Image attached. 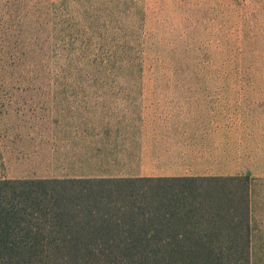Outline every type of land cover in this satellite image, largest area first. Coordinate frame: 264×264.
Returning a JSON list of instances; mask_svg holds the SVG:
<instances>
[{"label": "rangeland", "instance_id": "1", "mask_svg": "<svg viewBox=\"0 0 264 264\" xmlns=\"http://www.w3.org/2000/svg\"><path fill=\"white\" fill-rule=\"evenodd\" d=\"M60 110H222L264 264V0H0V181L46 180Z\"/></svg>", "mask_w": 264, "mask_h": 264}, {"label": "trees", "instance_id": "2", "mask_svg": "<svg viewBox=\"0 0 264 264\" xmlns=\"http://www.w3.org/2000/svg\"><path fill=\"white\" fill-rule=\"evenodd\" d=\"M249 176L0 181V264H251Z\"/></svg>", "mask_w": 264, "mask_h": 264}, {"label": "crops", "instance_id": "3", "mask_svg": "<svg viewBox=\"0 0 264 264\" xmlns=\"http://www.w3.org/2000/svg\"><path fill=\"white\" fill-rule=\"evenodd\" d=\"M60 111L36 136L47 146L37 153L38 178L237 176L219 173L231 163L222 110Z\"/></svg>", "mask_w": 264, "mask_h": 264}]
</instances>
